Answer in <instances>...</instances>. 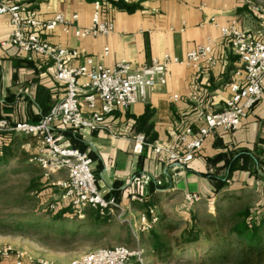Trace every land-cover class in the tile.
Here are the masks:
<instances>
[{
    "label": "crops",
    "instance_id": "crops-1",
    "mask_svg": "<svg viewBox=\"0 0 264 264\" xmlns=\"http://www.w3.org/2000/svg\"><path fill=\"white\" fill-rule=\"evenodd\" d=\"M114 1L119 0L17 2L35 10L41 19L58 12L67 16L77 13L75 25L79 27L91 23L96 3L101 4L102 17L115 23L110 35L78 37L74 28L66 32L62 26L44 34L50 42L80 52L71 62L75 66L92 57L105 66L127 59L138 67L165 53L183 57L198 44L206 43L209 37L214 42L217 64L209 66L204 61L191 66L173 64L167 83L128 109L115 110L107 117L109 128L70 129L65 137L72 146L90 153L100 190L106 195L117 192L125 215L137 224L141 209L139 203L130 200L136 189L148 194L160 219L184 218L183 228L189 224L190 207L184 199L187 192L200 195L201 199L194 205L206 201L209 207L210 201L224 199L228 193L231 197L225 198V206L246 201L253 206L259 221L264 217V95L236 130L214 129L185 168L175 169L169 153L156 152L153 145H175L178 153H185L188 142L179 141L185 126L193 129L188 136L190 141L204 125L197 118V109L218 112L225 108L233 94L231 85L238 79L236 72L243 63L221 28L235 19L241 29L260 30V16L253 6H264V0H122L137 5L133 11L118 7ZM12 29L10 15L0 13V119L36 122L42 113L63 99L65 83L48 71L50 60L45 56L28 54L9 42ZM139 132L145 134L148 142L141 155L132 151L133 136ZM229 173L227 185L217 191L220 179L224 180ZM135 175L146 176L149 181L137 185L132 182ZM0 264L14 262L0 259Z\"/></svg>",
    "mask_w": 264,
    "mask_h": 264
},
{
    "label": "built area",
    "instance_id": "built-area-1",
    "mask_svg": "<svg viewBox=\"0 0 264 264\" xmlns=\"http://www.w3.org/2000/svg\"><path fill=\"white\" fill-rule=\"evenodd\" d=\"M17 1L0 0V13L9 14L13 25L9 42L28 54L37 53L49 59L48 71L57 80L64 82L66 88L63 99L48 112L42 113L36 122H11L1 118L0 143L5 132L27 134L37 139V154L32 160L40 167L43 177L51 180L54 175L67 174V179L52 184L59 185L63 189V197L71 203L73 213L70 217L83 218L86 208L99 209L101 214L108 213L128 223L136 237L139 231H150L160 219L157 207L149 206L141 211L138 224L126 216L125 207L117 197L108 196L100 190L90 153L72 146L65 132L80 128H109L107 117L117 109H128L132 104L145 100L149 92L166 84L169 68L173 64L191 66L204 61L209 66H215L217 60L213 52V39L209 37L206 43L198 44L183 57L165 53L138 67H134L127 59H120L113 66H105L96 63L92 57H87L84 64L75 66L71 62L80 56V52L52 43L44 34L62 26L66 32L74 28L78 37L110 35L115 29V23L111 18L102 17L101 4L96 3L91 23L79 27L75 25L79 18L77 13L67 16L58 12L51 18L41 19L35 10ZM253 9L259 13L260 30L253 32L241 29L235 19L221 28L222 35L231 39L233 52L243 63L242 69L236 72L238 79L231 85L233 94L225 108L218 112L207 111L203 107L197 109V118L204 125L199 135L190 141L187 140L193 129L185 126L179 136V141L188 142L185 153H178L175 145H153L156 152L165 150L169 153L175 169L185 168L214 129L236 130L264 95V6L254 5ZM105 53H108V47ZM173 98L178 99V95ZM146 145L148 142L144 133L139 132L133 136L134 154L141 155ZM140 181L147 183L149 178L135 175L132 179L137 185ZM184 199L187 206L192 207L201 198L198 193L187 192ZM130 200L144 203L145 196L136 189ZM213 207L212 200L210 208ZM0 259H12L14 264H57L47 258L34 257L28 251L11 245L0 249ZM68 264L149 263L142 248L131 249L126 245H117L85 253Z\"/></svg>",
    "mask_w": 264,
    "mask_h": 264
},
{
    "label": "rangeland",
    "instance_id": "rangeland-1",
    "mask_svg": "<svg viewBox=\"0 0 264 264\" xmlns=\"http://www.w3.org/2000/svg\"><path fill=\"white\" fill-rule=\"evenodd\" d=\"M34 144L36 145L33 140H27L23 147L34 150ZM6 169V176L0 182V249L11 245L28 251L34 257L47 258L57 264H68L98 248L126 245L131 249L142 248L149 264H188L189 261H196L195 246H188L183 250L175 249L173 256H169L170 263L158 262V256L151 246L152 231L166 233L169 229L166 224L169 223L168 226L178 227L171 235H178L186 223L184 218L174 216L162 219L163 222L150 231H139L138 237L128 223L117 217L112 216L107 222L97 221L90 215L93 211L91 208L85 209L87 213L83 218L54 220L46 210L47 205L61 201L66 206L69 200L63 197V189L52 182L67 179V174H57L51 180H46V188L36 198L31 199L33 194H26L25 190L34 175L33 172L26 170L18 161H13ZM228 206L229 204L224 205L223 199H216L213 209L205 201L200 206L193 205L187 211L202 215L215 214L218 207L226 209ZM13 222L22 223V227H17ZM203 247V244L197 246L201 254Z\"/></svg>",
    "mask_w": 264,
    "mask_h": 264
},
{
    "label": "trees",
    "instance_id": "trees-1",
    "mask_svg": "<svg viewBox=\"0 0 264 264\" xmlns=\"http://www.w3.org/2000/svg\"><path fill=\"white\" fill-rule=\"evenodd\" d=\"M113 3L128 11H133L137 6L122 0ZM27 140L36 143L32 145L35 146L34 150L23 147ZM37 145L38 141L35 137L15 132L3 133L0 143V182L6 176V166L18 161V164L34 174L25 190L26 194H33L30 196L31 199L36 198L46 188L44 182L47 180L42 177L37 163L32 160L37 154ZM229 176L230 173L224 180L220 179L217 191L227 185ZM109 195H114L117 199L119 197L115 191ZM144 196L145 202L138 204L141 211L155 205L147 198L148 194ZM230 197L227 193L223 200L225 198L229 200ZM46 210L52 219L58 221L70 217L73 213L70 202L66 206L61 201L52 202L47 205ZM91 210L93 211L90 215L99 222H107L112 217L108 213L101 214L99 209L91 208ZM189 215V224L178 235H171L178 227L168 226L169 223H165L169 228L166 233L152 231L151 246L158 256V262L170 263L169 256H173L175 249L183 250L188 246H195L196 261H189L188 264H264V217L256 221L258 215L253 212V206L246 201L231 202L226 209L218 207L215 214L202 215L190 211ZM160 222L163 220L159 219L157 224ZM13 223L17 227H22V223ZM202 244L204 251L201 254L197 246Z\"/></svg>",
    "mask_w": 264,
    "mask_h": 264
}]
</instances>
